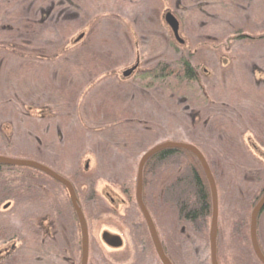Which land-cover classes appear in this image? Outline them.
<instances>
[{
	"label": "rangeland",
	"instance_id": "374dc122",
	"mask_svg": "<svg viewBox=\"0 0 264 264\" xmlns=\"http://www.w3.org/2000/svg\"><path fill=\"white\" fill-rule=\"evenodd\" d=\"M86 1L77 0L75 5V0H18L13 4L3 3V6H0V17L3 18L2 24L8 25L10 23L8 18L11 14L23 15L14 24L16 27L23 26L29 20L36 24L56 26L61 22L66 23L68 18L76 19L77 23L83 26L70 38L71 45V41L79 34L87 35L88 33V28L84 24L89 18L82 14L83 9L79 6V3ZM177 3H180V6H176ZM120 6L115 13L131 28V30L125 28V32L130 35L132 46L129 48V56L125 64L118 69L119 80L122 81L121 73L132 67L137 60L138 71H143L154 68L160 61L165 62L170 69H174L181 58H186L197 73L217 75V70L221 66H228L229 55L235 56L240 53L243 58L241 64L248 69L251 66L258 68L259 70L252 75L257 80H263L264 0H222L212 6L202 7H199L193 0H138L134 9L122 10ZM167 12L178 21L179 37L185 45L174 39L165 24L164 15ZM108 15L106 12L103 14V16ZM106 23L102 21L101 30H105ZM200 24L206 26L201 28L202 32L198 30ZM151 34L154 35L150 36ZM155 35L157 37L154 38ZM160 35H163L164 41ZM261 35L262 38H258ZM101 36L100 38L105 40L101 42L97 40V44L116 54L123 52L121 45L116 41ZM242 37H251V39ZM8 50L10 51V48L0 51L4 57L1 72L17 63V59ZM154 53L161 54L162 58L159 57L160 60L148 63L146 60ZM1 72L0 84L2 85L4 77ZM201 77L205 79L202 75ZM125 81L131 85L142 82L137 73L132 74ZM34 105L44 106L43 97H38ZM15 106V110L21 113L18 118H15L11 112L7 117L0 118V149L13 158L27 159L50 166L52 171L61 173L74 183L87 222L88 264H110L111 258H115L120 264L127 261H129L128 264H159L154 250L150 247L148 236L146 242L149 246L143 257L140 248L137 245L134 248L131 229L123 230L124 245L117 252L107 246L101 235L104 232L114 231L107 221L110 201L106 194H109L117 203L121 200L135 202L138 162L144 150L148 151L162 142L192 144L202 153L209 165L218 197L216 240L218 264H261L255 257L250 242V214L253 202L264 186V147L254 142L248 132L242 134L241 143L247 154L255 158V165L260 169L259 177L250 183L244 180L242 169L224 160L200 133L186 130V124L189 123L187 115L190 110L182 105L179 109L171 110L166 105L163 107L159 105L157 109L147 105L148 115H142L139 125V121L131 120L133 125L138 126L136 138L138 141L141 139V142L139 144L135 142L136 144L133 145L127 144L124 152L122 150L109 152L105 148L100 150L92 144L86 147L72 164L60 166L57 159L59 149L54 151L40 149L31 139L33 135H29L25 129L27 122L34 124L32 118H38L40 115L46 118L49 112L42 109H30L28 106L24 108L19 105ZM26 111L29 113L28 116ZM167 119L176 127V133L169 135L164 130ZM131 121L126 118L117 119L113 122L111 130L127 128ZM58 125L60 122L56 120L49 127L52 129ZM49 127L48 133H51L52 130L49 131ZM238 129L244 131L243 126ZM109 132L107 128L103 130L104 134ZM63 141L68 142V139L64 137ZM251 143L256 145V151ZM188 162L185 156H178L166 163L154 166L145 177L143 200L160 226L162 237L167 243L175 264H211L210 216L199 226L178 220L174 242H171L167 231L170 227L169 215L175 202L168 201L165 192L188 173ZM42 190L51 191L52 194L49 202L46 201L43 205L37 206L34 202L37 199L33 197L42 199ZM6 207H8L7 210L12 209L16 214L12 219L18 227L28 222L31 224L33 218L41 213H49L56 225L57 240L54 242V248L57 249L60 264H80V229L63 188L54 185L44 177V174L36 170L5 168L0 173V212L6 211ZM130 216L140 219L137 210H133ZM47 222L42 223L43 227L47 226ZM21 238V235L18 236L15 233L0 238V252L9 250L12 244L18 246ZM258 238L264 250V212L260 214L258 220ZM135 249L138 250L135 251ZM19 260H21L20 264H25L23 257Z\"/></svg>",
	"mask_w": 264,
	"mask_h": 264
},
{
	"label": "trees",
	"instance_id": "16d2710c",
	"mask_svg": "<svg viewBox=\"0 0 264 264\" xmlns=\"http://www.w3.org/2000/svg\"><path fill=\"white\" fill-rule=\"evenodd\" d=\"M17 1L0 0V6ZM193 1L202 7L212 6L222 0ZM137 3L138 0H87L79 3L83 9L82 14L89 18L84 24L88 33L79 34L71 41V45L70 38L83 26L76 19L66 17V23L61 22L56 26L36 24L29 20L23 26L16 27L14 24L23 15L11 14L8 25L2 24L3 18L0 17V51L10 48L9 53L17 59L15 65L1 72L4 57L0 53V72L4 77L2 85L0 84V118L7 117L10 112L18 118L21 113L15 110V105L47 110L48 117L40 115L32 118L34 124L27 122L25 129L29 135H33L31 139L40 149H59L57 159L61 166L72 164L92 144L100 150L105 148L109 152H124L127 144L141 142V139L138 141L136 138L138 126L133 125L131 120L139 121V125L142 115L148 113L147 105L155 109L159 105H166L169 110L179 109L182 105L190 110L186 130L200 133L224 160L242 169L246 182H252L259 177L260 169L255 165V158L244 150L241 136L248 132L254 142L264 147V75L263 80L255 79L252 74L259 69L253 66L248 69L241 64L243 58L240 53L229 55L228 66H221L217 75L197 73L186 58H181L174 69L161 61L149 70L138 71V68L135 73L144 83L131 85L123 77L122 81L119 80L118 69L125 64L132 44L130 35L125 32V28H131L115 12L121 4L122 10H131ZM176 6H180V3ZM105 12L109 15L103 16ZM102 21L108 22L105 30H101ZM202 27L206 26L200 24L198 30L201 32ZM101 35L120 44L123 52L116 54L97 44V40H105L100 38ZM160 38L165 40L163 35ZM258 38H262V35ZM159 57L162 58L161 54L154 53L146 61L153 63L160 60ZM134 65L139 67L138 60ZM38 97H43L44 106L34 105ZM26 115H29L27 111ZM122 118L130 120V125L124 129L111 130L113 122ZM56 120L60 125L50 129L49 126ZM167 121L168 124H164L166 133H176V127L169 119ZM241 126L244 131L238 129ZM48 127L49 131L52 130L51 133H48ZM106 128L110 132L104 134L103 130ZM64 137L68 142L63 141ZM252 148L257 150L256 145L252 144ZM145 152L147 150L143 153ZM0 156L13 158L1 149ZM178 156L188 159V173L166 189L165 193L168 201L176 203L179 220L199 226L207 217H211V195L202 168L191 153L166 149L155 154L144 166L143 188L145 177L154 166ZM5 168L21 167L0 165V173ZM44 177L47 178L45 175ZM41 192L42 199L33 197L37 199L34 200L37 206L46 203L45 191ZM263 194L264 186L254 200L252 209ZM7 208L0 212V238L11 233L21 235L22 238L17 246L19 258L8 254L0 259V264H20V257H23L25 264H60L57 249L54 248L57 240L56 225L51 219L47 222L48 214L41 213L33 218L31 224L28 222L25 227L22 224L18 227L12 219L16 214ZM263 212L264 208L261 213ZM43 222H47L46 227H43ZM47 235L50 238L49 244L45 240ZM4 254L3 251L1 255Z\"/></svg>",
	"mask_w": 264,
	"mask_h": 264
},
{
	"label": "water",
	"instance_id": "95a60500",
	"mask_svg": "<svg viewBox=\"0 0 264 264\" xmlns=\"http://www.w3.org/2000/svg\"><path fill=\"white\" fill-rule=\"evenodd\" d=\"M164 22L170 29L174 39L182 44V40L179 37V23L175 19V17L167 12L164 15ZM138 69V65H134L131 68L126 69L122 72L121 76L125 79L129 78L132 74L136 72ZM166 149H177V150H184L186 152L191 153L199 162L202 171L205 175V178L208 182V186L210 189L211 195V218H210V231H209V242H210V261L211 264H218L217 255H216V240H217V231H218V197H217V190L214 178L211 174L209 165L207 164L204 156L202 153L193 145L186 144V143H174V142H164L160 143L147 152H145L142 157L140 158L138 165H137V173H136V188H135V198L138 204V207L145 218L147 226L149 228L150 236L156 251V254L161 262V264H171L168 258L165 256L151 218L144 206L143 203V170L145 164L152 158L155 154L166 150ZM0 165L7 166V167H21V168H29L36 170L45 176L51 178L52 180L56 181L57 183L61 184L66 190L69 195V200L76 216L79 229H80V236H81V260L80 264H88V228L85 217L79 204L77 202V197L75 195L74 189L71 183L65 179L64 177L60 176L59 174L52 171L45 165L40 163L31 161V160H24V159H14L0 156ZM264 208V194L258 203L254 206L250 214V242L252 246L253 253L257 260L264 264V255L262 254L258 240H257V219L259 214L262 212Z\"/></svg>",
	"mask_w": 264,
	"mask_h": 264
},
{
	"label": "flooded vegetation",
	"instance_id": "af4514ba",
	"mask_svg": "<svg viewBox=\"0 0 264 264\" xmlns=\"http://www.w3.org/2000/svg\"><path fill=\"white\" fill-rule=\"evenodd\" d=\"M60 176H62V175H60ZM47 178L54 185L63 188L66 191V193H67V190L61 184L57 183L56 181L52 180L49 177H47ZM65 179H67V178H65ZM67 180L71 183V185H72V187L74 189L75 195L77 197V202L79 204V207L81 208V210L83 212V209L80 206V199L78 197L79 195H78L77 189L75 188L74 184L72 183V181L70 179H67ZM135 188H136V184H135ZM45 194H46V201L49 202V199H50L52 193H51V191L45 190ZM106 195H107V197L109 198V201H110L109 202L108 211H107V214L109 215V216H107V221L110 223L111 228L114 229V231L113 232H104V233H102V235H101L102 236L101 237L102 240L107 244V246L109 248H111L112 251H116V252L120 251L123 248V245H124V240H123L124 232H123V230L131 229L133 244H135L134 248H136V245H137V247L140 248L139 249L140 253L144 257L145 253L147 251L146 248H147V246H149V243H150V247L154 250V253H155L156 257H157V260H158L159 264H161L157 254H156V251H155V248H154L151 236H150L149 228L147 226L145 218L143 217V215H142V213H141V211H140V209L138 207V204L136 202L135 193H134L135 202L129 201V200H121L119 203H117L109 194H106ZM67 197L69 199L68 193H67ZM143 203H144V206H145V208H146V210H147V212L149 214V217L151 218V221L153 223V226L155 228V231L157 233V236L159 238V241H160V244H161V247H162V250H163L165 256L168 258V260L170 261L171 264H175L174 260L171 257V253L169 251V248L167 247V243L164 241V238L162 237V234H161V231H160V226L158 225L156 219L152 215V213H151L150 209L148 208V206L145 204L144 200H143ZM163 203L166 204V201L163 200ZM69 205H70L71 210L73 211L71 203H70V200H69ZM133 210H137L139 212L140 219H139V217L135 218V217L130 216V213ZM121 211H122V213H121ZM73 213H74V211H73ZM47 214L49 216V213H47ZM260 214H259V216H260ZM83 215H84V212H83ZM259 216H258V219H257V240H258V244H259L260 250H261L262 254L264 255V250L262 249V246L260 245L259 238H258V220H259ZM164 217L166 219L165 215H164ZM50 219L51 218L49 216L48 217V222H49ZM169 220H170V227H169V230H167V231H168V234H169V236L171 238V242H174V240L176 238V234H177V226H178V220H179L178 209H177L176 203H175V206L173 207V210L170 212ZM147 236H148V239L150 241L149 243L146 242V237ZM48 241H50L49 235H47V237H46V242H48ZM136 250H138V249H135V251ZM3 251L5 253L4 255L10 254L11 257H14V256L17 255L16 253H18V247H17V245L12 244V246L10 247V250H3ZM2 252H0V259L3 257V255H1ZM216 255H217V252H216ZM31 261H32V259H31ZM128 263H129V261L124 262V264H128ZM29 264H32V262L29 263ZM110 264H120V263L115 258H111L110 259Z\"/></svg>",
	"mask_w": 264,
	"mask_h": 264
}]
</instances>
